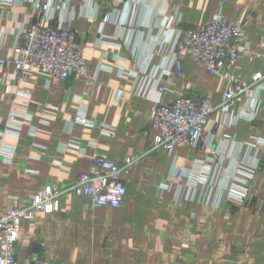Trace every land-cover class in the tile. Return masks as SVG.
<instances>
[{"label":"crops","instance_id":"1","mask_svg":"<svg viewBox=\"0 0 264 264\" xmlns=\"http://www.w3.org/2000/svg\"><path fill=\"white\" fill-rule=\"evenodd\" d=\"M75 4L74 12L58 11L53 23L72 27L84 43L91 78L53 81L49 74L34 73L19 85L31 92L32 100L27 117L19 119L20 136L0 134L1 143L14 149L11 160L0 154V215L15 199L27 205L48 184L70 186L79 172L89 168L91 155L120 165L127 156L137 158L123 173L128 193L121 207L63 194L51 213L23 222L16 260L20 264L40 257L55 264H264V217H258L259 212L238 209L226 194L218 209L212 208L205 191L158 189L171 172L192 168L198 160H205L215 181L226 187L237 163L264 161L263 146L244 145L256 138L264 141V92L254 119L243 115V101L236 102L228 117L217 110L211 124L225 120L226 125L219 133H206L199 149L179 146L169 154L155 148L157 131L151 128L159 97L169 103L193 95L220 104L229 87V70L210 74L189 54L182 56L181 77L164 76L168 84L161 95L152 90L153 76L172 64L173 32L208 23L220 6L227 19L235 17L238 7L248 10L241 43L245 51L232 72L244 80L264 73V0H78ZM110 10L120 13L103 23ZM36 16L32 0H0V60L13 57L14 46ZM13 71V65L0 66V117L13 105H23L13 96L17 86L9 77ZM142 85H148L150 96L138 92ZM78 114L89 124L75 122ZM254 183L264 184V164Z\"/></svg>","mask_w":264,"mask_h":264},{"label":"built area","instance_id":"2","mask_svg":"<svg viewBox=\"0 0 264 264\" xmlns=\"http://www.w3.org/2000/svg\"><path fill=\"white\" fill-rule=\"evenodd\" d=\"M32 1L37 11L36 18L30 22L26 34L14 46L13 57L0 60L2 67L13 65L14 71L9 76L17 83L13 96L23 102L21 106L13 105L5 117H0V124L5 126L0 130L3 136L19 137L22 132L23 124L19 122V119L27 117L25 113L27 106L31 103L32 94L19 85L31 74L46 73L53 81H66L72 76L91 78L85 58L84 43L72 27L64 28L60 23H53L56 21L58 11L74 12L75 2L78 0ZM119 13L120 10L107 11L102 17V22L112 21ZM247 18L248 10L238 7L235 17L227 19L223 15V7L220 6L208 23L183 26L173 32L172 64L168 69L163 70L162 74L153 76L152 90L154 89L161 95L166 91L168 84L164 83V76H182V56L184 54L191 55L203 64L210 74H219L223 70H229V87L218 105L206 97H194L193 95L181 96L169 103L159 97L151 119V128L157 131L155 148L162 147L169 154H172L179 146L201 148L206 133H219L226 125L225 120L211 124L212 115L220 110L224 117H228L238 101L245 103L243 115H247L250 119L255 118L260 108L261 94L264 92V73H257L249 80H244L232 72L241 51H245L241 48V43L245 38ZM124 73L121 69L120 74ZM143 86L138 92L150 96L151 90L148 85L146 88ZM73 120L89 124L86 116L81 114L74 116ZM253 140L246 141L244 145L251 149L264 147V141L261 139ZM0 154L11 160L14 156V149L1 143L0 140ZM136 158L127 156L124 164L120 165L99 154L91 155L89 168L79 172L70 186L63 188L57 184H48L39 189L27 205H22L18 199H15L11 209L0 215V264H20L15 258L14 250L20 238L23 222L32 220L41 213H51L58 199L65 193L91 198L94 204L99 206L121 207L128 193L123 173ZM261 165L260 158L254 165L244 162L237 163L235 174L231 178L233 183L230 182L232 186L229 195L232 198L242 201L244 196L245 198L248 196L246 190L248 181L254 177ZM209 170V165L205 160H198L192 168L179 167L167 176L158 189L162 192H170L174 188L182 187L195 194L200 185L206 184L204 173ZM197 174L200 176L197 177ZM235 186L238 187L233 191ZM241 192L242 194L237 195ZM224 193L225 191L220 192V195ZM222 200L218 201V204H221ZM25 264H55V261L40 257Z\"/></svg>","mask_w":264,"mask_h":264},{"label":"rangeland","instance_id":"3","mask_svg":"<svg viewBox=\"0 0 264 264\" xmlns=\"http://www.w3.org/2000/svg\"><path fill=\"white\" fill-rule=\"evenodd\" d=\"M264 138V137H263ZM262 164H264V161L262 160ZM262 166V165H261ZM261 166L257 169V172L255 173L254 177L248 181V186L246 187L248 196L245 198V196L242 198V201L236 200L234 198H232L229 195V191H231V183L232 180H230L228 186H224L222 183H217L215 180V177L213 176V173H211L209 170V172L204 173V177L207 180L205 185H200L197 189V191L195 192V194L198 193H203V191H205L206 195H210L208 202L210 203V205L212 206V208H221V204H218V201L224 199L225 194L228 196V198L230 197V199H232L234 202V206H236L238 209H247L249 210V212H259L257 215L258 217H264V196H260V194L262 193V190L264 191V184L260 185H255V183L253 184L254 180L257 178L258 176V172L261 168ZM197 177L200 176V174L196 175ZM236 188L233 189V191H235L237 189L238 186H235ZM253 187V188H252ZM239 189V188H238ZM242 190H244V188H242ZM254 190H257V193H254ZM225 191V193L223 195H220V192ZM242 194L241 193H237V195ZM257 194V195H256ZM222 203V202H221ZM221 206V207H220ZM245 251H241L240 253L244 254ZM184 264H189V263H184Z\"/></svg>","mask_w":264,"mask_h":264}]
</instances>
